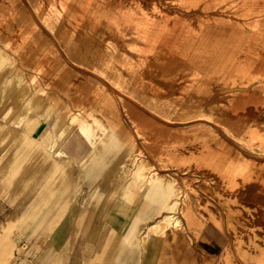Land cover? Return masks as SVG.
Segmentation results:
<instances>
[{
  "label": "rangeland",
  "instance_id": "374dc122",
  "mask_svg": "<svg viewBox=\"0 0 264 264\" xmlns=\"http://www.w3.org/2000/svg\"><path fill=\"white\" fill-rule=\"evenodd\" d=\"M202 79L220 91L204 100ZM105 140L73 247L114 264L264 262V0H0V228L57 181L60 144Z\"/></svg>",
  "mask_w": 264,
  "mask_h": 264
},
{
  "label": "crops",
  "instance_id": "0c3cea01",
  "mask_svg": "<svg viewBox=\"0 0 264 264\" xmlns=\"http://www.w3.org/2000/svg\"><path fill=\"white\" fill-rule=\"evenodd\" d=\"M208 64V60L201 63L202 67H207ZM196 86L201 91L210 92L206 95H209L208 97H202L204 100L214 96V92L220 91L216 80L211 83L202 79ZM102 100L100 99L96 105L102 107L104 104ZM66 143L60 144L57 181L50 185L48 192H45L41 199L35 198L27 203L26 208L15 210L7 226L2 224L0 264H114L112 262L114 252L105 251L100 255L97 250L83 252L73 247L76 243L74 235L77 233L76 223L84 206L79 194L84 186L95 184L92 180L103 177L111 162L112 151L109 147L113 144L105 140L99 146L100 149L91 154H84L82 150L77 149L78 144ZM72 146L76 148L72 150ZM156 183L163 194L164 188H168V182L166 185L161 181ZM103 195L99 201L96 198L97 202L91 206H105V201H102ZM138 206L140 208L137 209L136 215L142 209L141 201ZM157 214L160 213H155L150 218ZM224 235L229 240L232 239L227 233ZM225 249L224 253H227L228 245ZM130 256V253L123 256L121 264H125L126 258Z\"/></svg>",
  "mask_w": 264,
  "mask_h": 264
},
{
  "label": "bare ground",
  "instance_id": "6f19581e",
  "mask_svg": "<svg viewBox=\"0 0 264 264\" xmlns=\"http://www.w3.org/2000/svg\"><path fill=\"white\" fill-rule=\"evenodd\" d=\"M108 6V5H107ZM104 10V9H103ZM103 12V11H102ZM34 103H36V102H34ZM36 104H34V106H35ZM10 109V108H9ZM57 128H58V130H57V133H56V135H55V138L53 139V142H52V146L53 147H55V146H57L58 145V143L65 137V135H66V133H67V131H68V129L69 128H71V124H60V125H58L57 126ZM137 175V174H136ZM136 179V178H135ZM140 179V178H139ZM138 179V180H139ZM140 182V181H139ZM149 187H150V189L152 190V188H155V189H157L158 188V186H157V183H156V181L154 182V183H152V184H150L149 185ZM222 189V188H221ZM153 192L155 191L154 189L152 190ZM176 188L173 186V183L172 182H169L168 183V188H164V190H163V196L162 197H165L164 199H165V201H164V205L163 206H161V207H165L166 209H165V211H168V210H175L176 208H177V204H178V201H176V198H175V195H176ZM229 193V192H228ZM242 192H241V190H238L236 193H234L233 195L232 194H230V195H232L231 197L229 196V199L226 201V204H232V206H233V208H236L235 206H239V197L240 198H242L239 194H241ZM217 194V193H216ZM219 195V194H218ZM239 195V196H238ZM184 196H185V198H184V200H187V201H189L190 199H189V196H188V194H186L185 195V193H184ZM227 196V195H226ZM220 196H218V198H219ZM103 199H102V201H108L109 199H110V196H109V194L108 193H106V194H104L103 195V197H102ZM223 198V197H222ZM251 198V197H250ZM249 198V199H250ZM163 199V200H164ZM215 200V199H214ZM253 200V199H252ZM261 200V199H260ZM264 200V199H263ZM183 201V200H182ZM229 201V202H228ZM247 201V200H246ZM259 201V200H258ZM258 201H256V202H258ZM190 202V201H189ZM217 202V201H216ZM215 202V204L217 205V207H220V209L222 208L223 210L222 211H224V213H225V216H227V212H228V210H229V207H227V206H221L218 202L216 203ZM252 202V201H251ZM254 202V201H253ZM163 203V202H162ZM182 204V203H181ZM253 204V203H252ZM189 206H192L191 204H189ZM148 209V208H147ZM147 209L145 210V211H147ZM262 209V208H261ZM189 210V209H188ZM260 210V209H259ZM144 211V210H143ZM181 212H183V209L181 208ZM188 212H190V214L192 215L193 214V216L195 217V219H197V218H199L200 219V217H197V215H195V213L193 212V208H191V211H188ZM141 213H143V212H141ZM249 212H246V214H245V217H246V219H249L247 216L249 215L251 218H252V216L250 215V214H248ZM264 213V212H263ZM142 215V214H141ZM201 215H202V219L203 220H206L207 218H206V216H205V212L204 213H201ZM213 215L214 216H216V218L217 217H219V212L218 213H213L212 215H211V213H210V215H208V217H212L213 218ZM262 215V214H261ZM171 218H172V215L171 214H169V213H165V214H163V216H161V219H163V220H171ZM223 220V219H222ZM162 221V220H161ZM200 221V220H199ZM154 223V222H153ZM158 223V222H157ZM160 223V222H159ZM177 223H179V220H176V224ZM251 223V224H250ZM253 223V221H250L249 222V220L248 221H246L245 222V226H248L247 224H249V225H253L252 224ZM155 224V223H154ZM149 225V229L152 227V226H154L153 224H148ZM158 225H160V224H158ZM212 225V224H211ZM159 228V227H158ZM214 228V227H213ZM156 229V228H155ZM167 229V228H166ZM246 229V228H245ZM164 231V230H163ZM168 231V230H167ZM242 231H244V233H245V235L247 236L249 233L247 232V231H245V230H242ZM181 232V231H180ZM243 232H241V234H242ZM243 233V234H244ZM147 235V234H146ZM248 247H251L250 245H248ZM257 247H258V245H257ZM186 248V247H185ZM244 249V248H243ZM246 250H249V249H246ZM248 264H252L251 262L250 263H248ZM257 264H264V262L263 261H261V262H259V263H257Z\"/></svg>",
  "mask_w": 264,
  "mask_h": 264
}]
</instances>
